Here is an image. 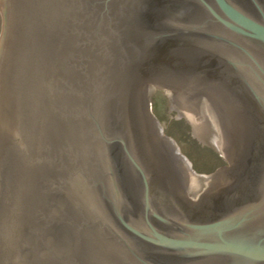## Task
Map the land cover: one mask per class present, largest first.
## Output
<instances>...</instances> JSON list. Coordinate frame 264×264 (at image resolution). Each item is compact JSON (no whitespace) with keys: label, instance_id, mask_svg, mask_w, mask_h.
Wrapping results in <instances>:
<instances>
[{"label":"water","instance_id":"obj_1","mask_svg":"<svg viewBox=\"0 0 264 264\" xmlns=\"http://www.w3.org/2000/svg\"><path fill=\"white\" fill-rule=\"evenodd\" d=\"M0 264H264V0H0Z\"/></svg>","mask_w":264,"mask_h":264},{"label":"rangeland","instance_id":"obj_2","mask_svg":"<svg viewBox=\"0 0 264 264\" xmlns=\"http://www.w3.org/2000/svg\"><path fill=\"white\" fill-rule=\"evenodd\" d=\"M171 89L156 87L151 98L152 112L166 136L175 140L182 154L187 156L194 170L211 175L226 164L225 157L208 144L201 143L192 134V126L186 117L172 118L177 109L170 105Z\"/></svg>","mask_w":264,"mask_h":264},{"label":"flooded vegetation","instance_id":"obj_3","mask_svg":"<svg viewBox=\"0 0 264 264\" xmlns=\"http://www.w3.org/2000/svg\"><path fill=\"white\" fill-rule=\"evenodd\" d=\"M225 149H226V153H227V148H225ZM225 149H224V150H225ZM225 160H226V158H225ZM228 165H229V161L226 160V164L224 163L223 165H221L220 169L223 168V167H226V166H228Z\"/></svg>","mask_w":264,"mask_h":264}]
</instances>
